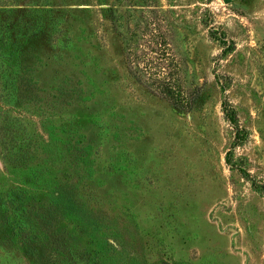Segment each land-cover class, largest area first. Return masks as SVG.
I'll use <instances>...</instances> for the list:
<instances>
[{"label": "rangeland", "instance_id": "374dc122", "mask_svg": "<svg viewBox=\"0 0 264 264\" xmlns=\"http://www.w3.org/2000/svg\"><path fill=\"white\" fill-rule=\"evenodd\" d=\"M0 65V264H264V0H0Z\"/></svg>", "mask_w": 264, "mask_h": 264}, {"label": "trees", "instance_id": "16d2710c", "mask_svg": "<svg viewBox=\"0 0 264 264\" xmlns=\"http://www.w3.org/2000/svg\"><path fill=\"white\" fill-rule=\"evenodd\" d=\"M167 45H168V42H166L164 46H167ZM135 51L129 50V53L126 56L127 68L131 76L135 78L139 83L143 84L146 87H152L156 85V88H158V90H156L157 93L161 95V97H163L164 99L170 101L175 106L186 107L188 104L185 103L184 99L179 94L180 91L177 88L172 87V80L174 79L172 72H167L168 78H163L157 74H149L148 72L142 73V72L137 71L135 68H133L134 60L137 61L138 59L137 52ZM151 51L153 52V50ZM0 69H1V65H0ZM166 69H168V67H166ZM169 75H170V78H169ZM3 77H5L4 71L1 72V78L3 79ZM14 79H18V78H12L11 80H14ZM0 90L2 91L1 83H0ZM5 91H2V93H0V116H3V114L8 111V109L5 107L6 106L5 104L10 102L9 99L12 98V96L18 95L17 93H15V85H12L11 88L6 89ZM3 92H5V94ZM12 111L15 112L14 110ZM36 116L41 117L43 126H46L49 120V117L47 116V114L40 111V113L36 114ZM233 119L234 117H232L231 121H234ZM1 145L3 148L5 147L3 138L0 136V158L3 161V163H6V160L11 159L13 154L9 153L8 150H5V149L3 150ZM13 161H16V158ZM86 216H87V224L89 223L91 225V228L94 230V232L101 231V230H112L113 231L115 230L114 228L118 226H121L125 229H128V228L130 229L132 225H136L135 223H133V217L131 216L111 218V217L106 216V214L103 211H98V210L89 211L86 213ZM108 240L107 242H111L110 240L109 241ZM111 257L113 261L116 259L114 258L113 255H111ZM123 259H124V264H128L129 259L124 258V257Z\"/></svg>", "mask_w": 264, "mask_h": 264}]
</instances>
